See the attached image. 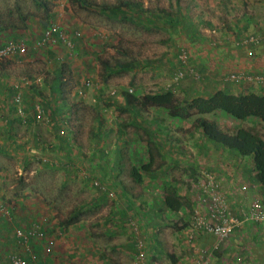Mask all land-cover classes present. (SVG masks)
<instances>
[{"label":"crops","instance_id":"obj_1","mask_svg":"<svg viewBox=\"0 0 264 264\" xmlns=\"http://www.w3.org/2000/svg\"><path fill=\"white\" fill-rule=\"evenodd\" d=\"M5 9L8 11L10 7L0 9V13ZM250 19L245 20L248 25L236 21L232 35L223 29L220 34L223 44L217 47L198 44L200 49L193 53V58L205 64L206 82L199 91L186 87L181 92L183 97H206L216 90L231 94L264 93V83L224 81L226 73L252 76L264 73V42L247 46L236 44L237 39L264 29V25L258 27L259 24ZM36 25V21L24 20L23 27H0V47L8 40H21L28 46L27 50H34L33 44L43 32L35 35ZM19 57H9L2 62H9L13 67L25 60ZM1 66L4 67L0 70L6 67ZM49 71L46 79L39 74L34 80L25 71L18 74L15 70L0 71V264H4L9 253H22L14 231L29 228L36 212L33 207L45 204L22 199L5 201L2 182L9 174L22 171L32 179L34 162L40 158L57 169L64 168L62 175L69 172L73 177L83 180L86 176L88 180L100 174L106 186L117 185L120 189L118 199L92 191L90 196L85 194L83 201L86 204L89 201L87 206L106 203L102 208L104 217L97 219L95 226L85 224L87 221L82 216L68 225L56 218L39 220L44 237L48 235L51 242V246L48 245L51 254L43 259L45 264L104 263L103 251L93 245L87 233L89 229L97 234L106 232L104 234L112 239L108 243L115 245H111L112 249L131 253L132 239L127 238L123 227L130 217L136 218L154 254L155 264H200L205 260L206 264H264V222H243L224 240L191 229V210L198 206L199 184L205 175L219 182L233 215L238 217L240 209L254 200L264 205V186L256 179L252 156H241L235 150L209 141L202 133L192 135L186 131L188 118L172 117L163 107L127 104L119 87L99 84L65 89L58 84L56 69ZM24 79L31 82L25 83ZM15 95L20 98L18 105L13 103ZM37 105L43 111L40 119L35 116ZM74 113L81 120L74 125L70 123L69 128L65 126L64 136L60 135L59 129L66 124L65 117ZM214 114L233 120L221 111L203 116L215 121L207 117ZM227 131L233 132L229 128ZM149 159L150 167L140 169ZM133 167L139 168L140 183L132 181L129 175L131 181L127 183L121 176L129 174ZM79 185L86 188L80 182ZM171 185L184 200L177 211L170 210L163 201L164 190ZM104 198L108 201H102ZM55 232L53 241L51 236ZM37 244L30 242L38 253ZM64 248L70 249L66 256L73 255L63 261L60 256L63 257Z\"/></svg>","mask_w":264,"mask_h":264},{"label":"rangeland","instance_id":"obj_2","mask_svg":"<svg viewBox=\"0 0 264 264\" xmlns=\"http://www.w3.org/2000/svg\"><path fill=\"white\" fill-rule=\"evenodd\" d=\"M0 2H2L0 9L10 7L13 11L10 19L12 21L17 19L18 25L24 23V19L36 21L38 26L36 25L35 28L38 31L34 29L35 35L51 24L57 25L70 38L76 35L72 38L73 42L69 47L60 39L55 38L49 44L36 47L34 50H27L26 55L19 57L25 60L13 67L9 62L4 63L3 59H0V68L4 67L1 66L2 64L6 66L2 70L11 72L15 70L17 74L25 71V74H30L28 77L33 80L36 75L40 74L42 79H46L50 75L49 70L57 69L64 64L66 66L63 72L68 78L65 82L67 87L80 88L103 84L112 88L130 89L131 94L138 97L170 89L175 99L183 103L190 99L181 95V92L187 89L186 87H191L190 90L197 88L199 91L202 84L206 82L205 64L193 58L195 57L193 53L200 49L198 44H206L209 47L223 44L220 38L222 30L227 29L232 35L235 22H244L248 25L249 22L245 20L249 17L252 23L259 24L258 27L264 25V0H84V2L83 0H38L45 5L46 13L41 6L36 4V0H0ZM123 2L129 3L130 6L122 5ZM114 6L119 9L109 10ZM16 8L20 11L16 12ZM6 11L5 9L2 12L5 17ZM23 15L26 18H21ZM180 49L187 53L186 64L183 67L186 66L197 76L187 74L175 83L173 75L176 70L182 68L177 61ZM130 61L134 63L133 69L120 72L115 70L117 62ZM103 63L110 69L106 71ZM113 70L115 72L108 74V71ZM230 74L232 73L224 75V81L229 80ZM86 82L90 85H85ZM189 113L190 115L186 117L189 122L186 131L195 136L196 133H201L196 120L204 116L194 114L192 111ZM207 117L215 119L214 122L219 124L218 127L223 131H227L228 128L234 131L242 127L259 134L264 139V124L257 118L249 117L243 121L235 120V122L216 114ZM78 120L81 119H77L75 113L74 116L73 114L67 115L64 128H60L64 129V132L59 134L64 136L65 126L69 128L70 123L74 125ZM71 131H73V126ZM34 163L32 179H28V173L24 171L21 174L16 172L15 175L9 174L10 176L6 177L1 187L5 201L22 199L23 201H34V204L36 201L45 203L33 207V209L36 208V212L32 215L34 216L32 223L38 225L39 228L41 226L39 220L42 222L56 218L63 224L66 220L75 221L79 216L87 221L85 224L88 226H95L97 219L104 217L102 208L106 203L103 202L94 207L87 206L89 201L87 204L83 201L87 197L85 194L89 193L88 196H90L92 191L97 195L107 196L109 199L120 197V189L117 185H112L113 188L107 185L106 191H102L92 184V181L96 179L103 184L106 183L102 181L100 174H95L88 180L85 176L82 180L77 176L73 177V173L67 172L62 175L61 171L64 168L60 170L54 164L52 166L47 164L49 162L43 163L41 158ZM45 165L51 167H40ZM128 175L132 179L130 173L121 176H124L126 182L130 183L131 179ZM79 182L86 188L81 187ZM26 184L28 186H25ZM102 201L108 200L104 198ZM134 219L136 218L130 217L123 224L127 238L132 239L131 253L126 251L120 253V250L112 249L115 245L109 244L112 239L105 235L106 232L102 231L97 234L95 230L87 231L92 237L90 240L94 243L93 245L103 251L105 262L102 264H135L134 237L130 229L131 221H136ZM53 234L51 240L54 241L57 233ZM127 238L124 236L125 240ZM32 242L38 243L40 250L38 253L34 251L30 243L29 249L36 252L42 264H45L43 259L51 254L48 246H51V242H48V235L33 239ZM68 250L70 249L64 248V255L60 256L63 261L73 255L66 256L65 253Z\"/></svg>","mask_w":264,"mask_h":264},{"label":"built area","instance_id":"obj_3","mask_svg":"<svg viewBox=\"0 0 264 264\" xmlns=\"http://www.w3.org/2000/svg\"><path fill=\"white\" fill-rule=\"evenodd\" d=\"M77 34V32H74ZM76 36V35H74ZM55 38L60 39L66 46H71V38L66 36L59 29L57 25L51 24L45 28L42 35L35 41L33 46L41 47L45 44L51 43ZM264 42V29L257 33L247 34L239 38L236 42L239 46L255 45ZM28 46L21 40H8L2 47H0V59H5L13 56H21L26 54ZM177 55V61L182 65V68L176 70L173 75V82L177 83L183 79L185 75H193L186 64L187 53L185 50L180 49ZM228 79L234 83L241 81H255L257 83H264V73L260 75H247L242 73H232ZM25 83L28 80H23ZM85 85H89L88 82ZM129 91H131L129 89ZM20 101L19 95H15L13 103L18 105ZM36 118L40 119L43 116V111L39 105L35 107ZM21 114V111H19ZM64 129H60L59 133L63 134ZM92 184L102 191H106V185L101 183L98 179L92 181ZM199 189L201 194L197 197L198 206L191 210V229L193 232H203L214 235L218 240L228 238L231 232L241 225L243 222L249 223H263L264 222V205L257 200L252 201L247 207L240 209L239 216L232 213L231 206L229 205L225 195L221 191L220 184L213 179L210 175H205L200 181ZM199 205L202 207H199ZM130 229L133 232V246L135 252V264H155L154 254L149 250L147 239L143 236V232L136 221H131ZM15 237L22 249V253L12 252L7 255L4 264H42L39 255L29 249V243L33 239H40L44 237L43 232L39 230L38 225L30 224L28 230L15 229ZM206 261V260H205ZM202 261L200 264H206Z\"/></svg>","mask_w":264,"mask_h":264},{"label":"trees","instance_id":"obj_4","mask_svg":"<svg viewBox=\"0 0 264 264\" xmlns=\"http://www.w3.org/2000/svg\"><path fill=\"white\" fill-rule=\"evenodd\" d=\"M36 4L41 6L45 13L47 12V9L42 2H38V0H36ZM121 4L126 7L130 6L129 3L125 2ZM118 9L119 8L115 6L109 8L111 11H117ZM17 10L20 11V9L16 8V12ZM12 12L13 11L11 10L6 11V17L3 13H0V27L19 26L17 22L18 20L12 21L10 19V14H12ZM21 18H26V16L23 15ZM23 26L24 23L22 22L20 27ZM74 37L76 36H73L72 38ZM72 38L71 41L73 42ZM8 59L9 58H5L3 60ZM116 64L117 67L115 70H117V72L127 71L134 68L133 61L125 63L117 62ZM65 66L66 65L64 64L60 65L56 69V72L59 86L61 85L67 89V84L65 82L68 78L63 72ZM103 68L106 71L110 69V67L105 63H103ZM115 70L108 71V74L115 72ZM131 92L132 90L129 91V89H124L122 91L127 104L136 103L141 107L160 106L165 108L167 113L172 117L186 118L190 115V111L199 116L215 111H221L231 117L234 121H243L249 117H253L264 122V93L248 92L245 94H231L224 90H216L209 96H196L183 103L181 100L175 99L174 93L170 89L161 92L143 94L139 97L131 94ZM196 124L201 129V133L209 141L220 144L228 149L235 150L241 156H252L256 179L264 186V139L259 134L242 127L236 128L233 132L223 131L218 127L217 123L203 117H198ZM150 159L148 164L142 165L140 169L150 167ZM138 170L139 168L136 169L133 167L130 172V176L136 183L141 182V175ZM163 201L170 210L177 211L183 205L182 201L184 200L179 196L175 187L171 185L165 188ZM72 222L73 221L66 220L63 224L68 225ZM29 228L25 230H28ZM39 230L44 234V231H42L41 228H39Z\"/></svg>","mask_w":264,"mask_h":264}]
</instances>
